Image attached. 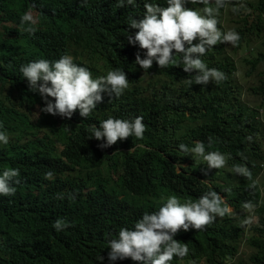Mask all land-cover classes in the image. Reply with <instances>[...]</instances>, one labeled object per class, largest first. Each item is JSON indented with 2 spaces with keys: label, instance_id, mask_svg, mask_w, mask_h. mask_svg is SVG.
Instances as JSON below:
<instances>
[{
  "label": "trees",
  "instance_id": "trees-1",
  "mask_svg": "<svg viewBox=\"0 0 264 264\" xmlns=\"http://www.w3.org/2000/svg\"><path fill=\"white\" fill-rule=\"evenodd\" d=\"M141 1L134 0V7L126 2L121 7L120 0H87L86 4L83 0H0V121L1 129L11 133L9 143L0 146V174L16 168L21 180L14 196H0V264H108L109 241L118 238L110 222L117 204L121 210L128 209L117 199L122 191L115 189L117 198L110 196L99 206H86L75 199L59 201L58 195L68 197L73 188L62 177L60 155L51 153L55 143L70 152L91 154L99 158L97 164L113 165L120 172L119 188L136 193L149 182L164 181L158 176L163 170L175 169L171 159L190 160L194 169L206 166L182 152L179 145L191 148L196 142L206 146L211 141L206 152L219 151L228 157L226 167L215 170L217 174L234 175L244 186L245 202L261 205L258 184L252 190L244 177L231 171L234 165L243 164L254 175L258 163L264 161V116L241 101L237 67L228 47L218 43L200 57L209 68L225 73L226 80L219 84L189 85L188 80L198 73L185 72L182 64L160 69L154 61L145 72L135 61L137 53L145 58L146 50L127 38L138 31L129 25L142 12ZM150 1L160 6L167 3ZM239 3L245 5L236 14L235 29L241 39L230 48L238 51L250 45L253 37L263 38L255 55L245 58V75L256 77L251 91L261 97L264 108V0ZM29 10L37 13L38 20L32 35L20 27L21 16ZM71 54L93 67L125 71L129 88L118 99L113 94L110 104L98 103L87 118L79 110L71 119L38 115L37 104H45L38 93L28 90V81L20 72L22 63L43 56L56 61ZM138 116L151 122L142 140L129 137L101 149L102 141L90 139L93 124L99 127L108 118L131 121ZM49 171L53 172L50 180L45 179ZM58 219L69 225L61 232L53 227ZM227 220L232 222L204 231L181 229L177 234L188 244L189 254L178 258L179 263L264 264V217L248 235L239 226L241 218ZM245 240L253 248L248 256L240 254ZM100 256L102 262L97 259ZM130 263L138 262L128 258Z\"/></svg>",
  "mask_w": 264,
  "mask_h": 264
},
{
  "label": "clouds",
  "instance_id": "clouds-1",
  "mask_svg": "<svg viewBox=\"0 0 264 264\" xmlns=\"http://www.w3.org/2000/svg\"><path fill=\"white\" fill-rule=\"evenodd\" d=\"M238 1L167 0L166 4L160 6L156 2L142 0V12L135 14V19L129 25L138 31L134 36H127L130 44H138L140 49L146 50L145 58L137 53L135 63L145 72L152 68L154 61L160 69L182 64L185 72L196 70L198 73L188 80L189 85L223 82L227 78L225 73L209 68L200 57L218 43H223L235 62L230 45L237 46L241 39L235 29L238 24L236 14L239 8L245 7L243 3L237 6ZM125 2L135 6L134 0H120V6L123 7ZM83 3L86 4L87 0H83ZM32 7L35 8V4ZM37 23V13L31 10L20 18V27L30 35L37 31ZM197 38L199 43L194 44ZM234 52L238 51L235 49ZM177 55L181 57L180 61H177ZM22 64L20 72L28 81V90L38 93L45 104L44 107L37 104L38 115L43 112L71 119L79 110L80 116L87 118L98 103L104 101L110 104L113 94L118 99L129 88L125 71L108 69L103 65L93 67L88 60L75 58L72 54L63 55L56 61L53 56L36 57ZM236 67L238 73L237 64ZM237 83L241 87V101L247 105L244 87ZM253 85H248L251 94H254L251 91ZM251 108L258 110V116L261 117L262 109ZM147 124L151 125V122L145 121L142 116L131 121L108 118L100 122L99 127L95 124L91 126L90 139L102 141L99 145L101 149L129 137L142 140ZM2 126L0 121V146L7 145L11 137L10 131L2 130ZM207 146L211 147V141L206 146L203 142H196L191 148L181 143L179 149L182 152L191 155L195 161L205 162L206 166L194 169L190 160L171 159L170 164L175 165V169L163 170V174L158 176L164 181L149 182L143 189L133 193L119 188L117 180L120 172H116L113 165L97 164L99 158L88 153L70 152L63 144L55 143L51 153L60 155L62 177L73 188V193H69L68 197L58 195L57 198L59 201L75 199L86 206H99L110 196L117 198L115 189L122 191L117 199L128 209L121 210L117 204L110 222L118 238L109 241L106 253L108 264H127L128 258L138 262L130 264H180L178 258L183 259L189 254L188 244L177 234L181 229L204 231L206 227L232 222L227 220L229 217H239V226L248 235L254 231L252 227L264 217V174L261 173L264 161L258 163L254 175L243 164L234 165L231 169L234 174L245 178L244 182L249 183L250 189L255 190L258 184L261 205H257L251 201L245 202L247 198L241 189L244 186L239 184L234 175L224 173L220 177L217 174L215 170L226 167L228 157L219 151L206 152ZM19 176V169L3 170L0 174V196L11 197L16 194L15 185L21 183ZM52 178L53 172L45 173V179ZM255 213L258 216L256 222ZM68 226L67 222L60 219L53 225L57 232ZM97 259L102 262L104 257ZM229 263L231 261L226 264ZM182 264L187 263L183 261Z\"/></svg>",
  "mask_w": 264,
  "mask_h": 264
},
{
  "label": "rangeland",
  "instance_id": "rangeland-1",
  "mask_svg": "<svg viewBox=\"0 0 264 264\" xmlns=\"http://www.w3.org/2000/svg\"><path fill=\"white\" fill-rule=\"evenodd\" d=\"M233 25L235 23L232 21ZM229 28V27H227ZM264 36V35H263ZM263 43V38H255L253 37L250 45L245 46L238 50V52L232 51V54L234 56L235 62L238 65V73L236 74L237 81L244 87V99L247 102V105H250L253 108H259L262 109L263 112H261V117L264 116V108L261 107V97L256 96L254 94H251L248 85L255 84L256 77H247L245 75L247 67L245 63V58L249 56H254L257 50L261 47V44ZM262 175L264 174V168L262 170ZM255 221H257L258 216L255 213ZM253 251V248L249 245L248 241H245L243 245L240 246V254H243L245 256H248Z\"/></svg>",
  "mask_w": 264,
  "mask_h": 264
}]
</instances>
